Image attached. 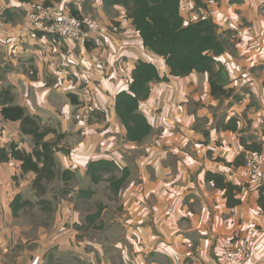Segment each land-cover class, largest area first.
<instances>
[{
  "label": "crops",
  "instance_id": "obj_1",
  "mask_svg": "<svg viewBox=\"0 0 264 264\" xmlns=\"http://www.w3.org/2000/svg\"><path fill=\"white\" fill-rule=\"evenodd\" d=\"M51 1L65 11L74 5L93 34L106 33L102 46L90 48L55 37L32 39L31 15L45 0H0V91L12 90L15 106L36 116L42 127L63 135L59 147L68 153H57L56 160L61 169L76 174L53 229L18 247L8 222L13 217L11 204L22 193L23 185L15 181L21 162H0V264H46L45 257L55 246L76 264H221L220 251L253 227L259 233L248 264H264V212L257 189L240 186L236 198L241 205L229 208L224 192L205 181L207 171L228 174L243 150L239 134L217 129L221 105L210 94L208 76L193 73L153 84L141 111L154 132L143 143L129 142L115 110L117 94L129 88L140 59L154 63L161 76L170 77L169 69L143 46L122 7L106 14L102 0ZM201 3L205 9L193 0H182L187 22L212 16L221 30L239 33L237 53L226 54L222 61L231 87L248 93L228 109L227 118L239 117L240 129L260 140L264 0ZM5 10L10 13L4 15ZM55 138L50 133L46 140ZM27 139L20 122L0 118V150L13 142L25 149ZM102 159L130 169L131 176L119 196L122 213L106 217L105 209L93 228L86 226L91 230L87 233L79 228L80 218L86 221L75 209L74 197L79 189L91 186L88 164Z\"/></svg>",
  "mask_w": 264,
  "mask_h": 264
},
{
  "label": "trees",
  "instance_id": "obj_2",
  "mask_svg": "<svg viewBox=\"0 0 264 264\" xmlns=\"http://www.w3.org/2000/svg\"><path fill=\"white\" fill-rule=\"evenodd\" d=\"M193 1L197 7L206 8L201 0ZM51 4V0H45L43 6L47 7ZM102 4L106 14H111L116 7H122L126 18L131 21L139 34L143 46L162 58L170 71V77L161 76L154 63L140 59L133 70L129 88L117 94L115 110L125 128L126 139L129 142L143 143L154 132L153 125L141 111V104L150 98L155 83H169L171 78H186L198 73L208 76L210 94L220 105L228 103L227 108L231 109L243 101L248 91L231 87L232 81L222 61L226 54L237 53L240 42L237 30H221L212 16L187 22L182 14V0H102ZM68 12L84 23L83 17L74 5L69 6ZM9 13L10 10H5L4 15ZM84 44L87 48L96 47L88 41ZM227 116L224 114L220 118L217 129L240 135L239 142L243 150L232 165L235 168L241 167L244 164L245 152L262 151L264 133L260 140L253 134H245V131L240 129L239 117L227 118ZM0 118L9 122H20L21 133L31 138L33 143L30 152L20 149L14 142L7 149L0 150L1 163L10 160L21 162V174L15 177V180L34 174L32 186L35 190L42 189L43 182L52 183L59 180L61 186L63 184L65 186V188L60 187V193L70 194L71 189L68 187L72 185L71 183L75 184L76 174L71 170L61 169L56 160L57 153H68L67 150L59 147L63 135L58 134L54 129L42 127L36 116H30L23 107L15 106L13 92L10 89L0 91ZM50 133L56 134L55 140H46ZM209 156H212V153H209ZM86 174L91 186L79 189L74 197L75 204L89 203L96 195L95 186L102 183L107 184L112 199H119L131 176V170L119 167L113 160L102 159L91 161L87 166ZM205 181L224 192L229 208L241 205V200L236 196L242 192V188L227 182L225 175L207 171ZM257 191L258 204L264 212V185L258 187ZM32 205L30 201L23 200L22 194H18L11 204L12 216L18 217L22 210ZM105 209L107 206L99 203L97 211L88 214L85 218L88 226L93 228Z\"/></svg>",
  "mask_w": 264,
  "mask_h": 264
},
{
  "label": "built area",
  "instance_id": "obj_3",
  "mask_svg": "<svg viewBox=\"0 0 264 264\" xmlns=\"http://www.w3.org/2000/svg\"><path fill=\"white\" fill-rule=\"evenodd\" d=\"M30 36L38 39L40 34L52 36L67 43L90 42L96 47L103 45L101 30L96 36L87 28L85 23L73 17L68 11L61 10L57 4L52 3L45 7H38L31 15ZM262 151H247L244 155V164L241 167L230 168L226 174L229 183H238L241 187L255 188L264 185V136L262 138ZM259 230L251 228L244 237L235 238L231 244L219 253L221 264H248L254 254V243Z\"/></svg>",
  "mask_w": 264,
  "mask_h": 264
},
{
  "label": "rangeland",
  "instance_id": "obj_4",
  "mask_svg": "<svg viewBox=\"0 0 264 264\" xmlns=\"http://www.w3.org/2000/svg\"><path fill=\"white\" fill-rule=\"evenodd\" d=\"M227 104L228 103H225L220 106L217 118L224 114H228ZM32 144V140L28 137L25 141V149L29 147L32 148ZM34 178V174H31L29 177L27 175L24 178H17L15 180L17 184L23 185L21 193L23 200L30 201L33 204L22 210L18 217H12L8 222L9 229L15 232V236L18 238V247L28 246L29 243L39 240L46 232L53 229L57 218L59 219V205L63 197L66 196V194L60 193L62 183L59 180H55L52 183L43 182L42 189L35 190L32 186ZM71 184L73 185L74 183ZM94 190L96 191V195L89 203H79L75 205V209L83 213L85 218L88 214H93L97 211V205L99 203H103L107 206L106 217L122 213L123 210L120 207L119 199H112L110 192L107 190V184L102 183L95 186ZM80 219L82 223V225L79 226L80 230L90 233L89 231L91 230L88 231L86 228L88 225L86 219V222L82 221V218ZM31 245L37 246L36 243ZM69 258L68 255L58 250V247L55 246L47 253L45 261L46 264H76Z\"/></svg>",
  "mask_w": 264,
  "mask_h": 264
}]
</instances>
